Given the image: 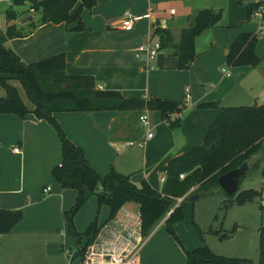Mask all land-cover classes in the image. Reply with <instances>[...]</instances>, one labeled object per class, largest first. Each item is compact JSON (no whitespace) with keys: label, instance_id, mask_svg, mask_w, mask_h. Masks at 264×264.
<instances>
[{"label":"trees","instance_id":"obj_1","mask_svg":"<svg viewBox=\"0 0 264 264\" xmlns=\"http://www.w3.org/2000/svg\"><path fill=\"white\" fill-rule=\"evenodd\" d=\"M11 3V7L4 12L6 30L0 33V86L5 92V96L0 98V114H10L20 119L34 114L37 119H45L57 129L61 161L52 168L51 176L62 189L76 191L75 203L64 213V217L74 244L79 246L85 241L77 256L82 257L99 232L97 220L82 234L75 230L73 224L74 216L91 197L96 199L97 211L102 206L109 209L108 220H112L124 204H137L140 231L144 238L173 209L164 224L168 234L174 236L173 225L183 219L180 207H175L177 198H182L194 186L197 187L195 194L201 193L204 196L222 192L217 183L219 176L237 168L244 161L254 160L255 156L258 164L264 161V156H260L264 153V104L225 107L208 127L200 145L170 159L159 169L166 176L162 192L153 189L145 180L135 183L130 176H122L114 171L101 178L90 167L82 150L59 128L52 117L53 113L158 112L170 128L178 129L180 120L171 118L174 113H183V102L154 97L125 98L119 91L98 89L92 75L66 73L65 53L29 65L22 63L14 52L5 47L8 40L24 38L30 32L9 24L17 19L14 8L26 5L33 10V14L38 15L37 22H31L29 29L48 23L66 26L74 24L70 31L80 32L84 31L81 13L94 7L96 0H11ZM257 7L255 3L247 5V20ZM222 16L221 9L197 10L191 15L188 27L179 32L177 42L173 41L172 34L165 29L152 31V36L157 37L161 50H173L178 70H188L196 57V38L216 26ZM256 43L255 34L239 33L228 48L225 65L229 68L256 67L261 61L255 52ZM9 80L21 83L28 100L33 104L32 111ZM213 107H216L215 103L202 104L199 108ZM184 174L188 176L180 179L179 176ZM238 191L239 188L232 196L238 204L253 201L258 194L253 190ZM21 220V211L0 209V235L10 234ZM218 234L219 231H214V235ZM258 235L257 263L248 259L217 256L203 245L191 252L185 251L186 264H264V226L259 228ZM219 238H226V235Z\"/></svg>","mask_w":264,"mask_h":264},{"label":"rangeland","instance_id":"obj_2","mask_svg":"<svg viewBox=\"0 0 264 264\" xmlns=\"http://www.w3.org/2000/svg\"><path fill=\"white\" fill-rule=\"evenodd\" d=\"M135 1L138 3L144 2V0H96L94 7L89 10L85 9L81 13L84 30L89 25L90 18L96 15V11H99L103 17L102 27L107 29V32L115 31V33L108 34L109 36H107L104 40L107 46L112 48L114 44H118L119 42L122 43L124 39H118L120 35L117 34V32H126L121 26V17L125 13H130L131 15L136 16L134 15V10L131 7ZM200 1L202 5L205 6H218L223 10L224 16L222 18L223 23L221 27L213 30L214 32L211 34L210 32L208 34H201L195 40V55H198V59L197 64L193 66V69L197 70L192 71L194 86L183 83L184 80H181V78L177 76V73L183 75L182 73H185L186 71L177 69L176 57L165 54V51L163 50H159L154 59L150 61V65L153 67L151 73L156 76V82L152 84V82L149 83L148 81L146 88H151V85H156L158 86V90L160 92H166L167 90L172 89L173 92H177L179 95H184V90L188 88L190 90V94L193 95L194 92L199 89L201 91L204 90L205 92L211 91V86L218 84L221 79L223 81H228L229 83L232 79L239 78L237 83L234 81V90L227 100L228 103L224 102L223 104L225 106L234 107L264 104V93L262 90L264 84V33L261 34L257 31L258 23L261 21V18L255 17L253 12L250 19H246L247 4L255 3L259 5L260 0ZM184 6L185 5H183L182 0H167L165 1V4L160 5L159 3H153V7L155 9L154 15L157 14V17L162 19L164 22L171 21L172 19L176 20L183 15ZM14 10L17 12V19L15 21L16 24L14 23L15 26L23 29L25 32H28L29 30L30 32L24 38L8 40L5 43V47L14 52L20 58L22 63L29 65L39 61L40 59L49 57L46 56L49 53L47 48L44 46L45 42L49 38H52L55 44L63 45V42H56L58 38L57 33L51 31V34L45 33L43 35L40 28L43 25H36L32 29H29L31 22H37L38 15L29 12L28 6L25 5L23 7L14 8ZM21 10L26 11L18 12ZM175 12H177L176 15H174ZM30 18L32 19L31 21L28 20ZM6 26L3 11L0 9V33L5 32ZM237 26H240V28ZM238 30L250 31L257 36L255 52L261 61L256 67L229 68L225 65L224 56L229 44L227 42L237 34ZM72 33L77 34L79 32H71L70 30L67 31V35ZM97 41H103L100 35H98ZM57 45L54 47H57ZM127 46L128 45L125 46L126 49ZM125 55L129 57L128 62L126 63L129 70L133 71L135 74H139L140 70L143 72L142 74H139V76H135L136 81L143 84L142 79L148 71L146 65L144 66V61L142 59L136 60V58H133L134 60H132L129 52H126ZM85 57L86 55H81L80 59L83 61ZM161 62H163L164 65H162ZM209 68H211L210 72L207 71ZM223 71L230 73L229 78H225V76L223 77ZM12 81L16 83L18 82L17 80H9V83ZM13 82L11 83L12 85ZM111 84L114 85L112 87H115V85L122 86L124 88L127 87V83L121 81L119 78H117V81L111 82ZM21 89L22 86L20 87V90ZM0 90L2 91V96L4 97L5 92L1 86ZM135 94L141 95V93ZM21 95L23 99L26 100L23 92ZM27 101L30 102L28 98ZM188 109L187 105L182 118L186 117ZM211 110L214 111V108ZM205 111H207V109H205ZM117 112L118 115L120 113V116L116 119L115 123H122L123 125L127 124V136L126 139L116 141L115 144L117 145L115 146L118 147H114V156L110 158L109 152H105V154H103L104 152H96V149L93 148V146H95L98 151L103 148L102 141L97 139L95 143H99L96 145H91L90 147L86 146L85 148L82 145L81 150L84 158L90 167L101 178L108 175L111 171H114L117 174L131 176L135 183H139L144 180V173L148 172L153 180L157 178L159 182L161 173L159 174L157 170L152 167V164L163 152L161 142L165 138V132L161 130L160 127H164L167 133L173 132L175 138L179 135V132H177L178 129L170 128L169 123L167 122L163 121L164 123H161L157 112H148V119L154 135L152 142L147 144L145 151L137 146L139 141H134L132 146H129V144L125 146L127 142L133 141L134 138L140 135L144 129L141 126H138L137 123L135 124L137 114H134L133 112ZM91 113L94 112L86 114ZM32 115L34 116V114ZM107 115H114V113H107ZM52 117L56 121L53 114ZM34 118L37 121H45L52 127V130L56 135L57 144L60 147L58 157L55 162L56 164H59L61 161V143L57 129L45 119H37L35 116ZM56 123L64 132L61 124L57 121ZM9 130L10 127L5 125L2 127V125H0V157L3 158L8 157L6 155L9 154V151H11L12 148L5 140V136H7ZM72 131L74 134H77L79 130L73 126ZM65 135L66 137L69 136L67 134ZM201 143L202 139L198 140L195 146H198ZM14 147H18L17 143ZM30 147V152H35V146L33 147L31 145ZM85 150L88 153H85ZM87 154L93 163L97 164L98 168L95 169L93 164L88 159ZM260 156L263 157L264 153ZM50 159L54 160V156ZM46 162V157H38L35 167L40 173L44 170L48 176V172L45 168ZM249 162L251 163V167H255H252L249 174L241 180L238 192L248 190L256 191L258 194L253 201L238 204L235 202V197L232 198L223 192L206 195L195 202H190L186 199L179 204L183 219L173 225L174 236L168 234L165 224L160 225V223L155 227L157 228L155 231L154 228L149 233L148 237L149 240L152 239V244L159 241L158 248L165 252V261H170V258H172L170 263L164 264H183V259H185L186 263L185 251L188 252V250L192 247L197 249L203 245L207 246V248L217 256L224 258L248 259L253 263H257L259 257L258 230L261 226H264V161L261 164H258V161H254L252 163V160H249ZM51 167L52 164L49 165V168ZM0 169H5V165L2 162H0ZM39 172L34 179V182H36V190H38V188L45 182V179L40 177ZM187 176L188 174H184V179ZM30 179L32 180V177H30ZM50 184L54 187L53 183ZM196 189V186L190 188V190L183 197L195 194ZM43 196L44 194H41V197ZM123 207L132 213L139 212L138 205L133 202H128L124 204ZM64 223V229H66L68 233L67 244H65L61 237L63 234V227L52 231L43 229L44 231H38L35 234L15 236L0 235V264H68V260L71 255H69L66 251H68L69 248L74 251V245L69 239L68 226L65 217ZM28 225L30 226L33 224L25 222L23 226L28 227ZM214 231H219V236L214 235ZM163 234L165 235L164 239L161 238ZM222 235H226V238L220 239L219 237ZM195 248L194 250H196ZM73 251L71 253H73ZM72 264H80V259L76 257Z\"/></svg>","mask_w":264,"mask_h":264},{"label":"crops","instance_id":"obj_3","mask_svg":"<svg viewBox=\"0 0 264 264\" xmlns=\"http://www.w3.org/2000/svg\"><path fill=\"white\" fill-rule=\"evenodd\" d=\"M165 1L144 0L143 3L142 2L138 3L136 1L133 2L131 7L134 10V15H136L135 17H139V20L135 22L136 26L134 25V29L132 31L122 32V33L117 32V34L120 35L118 39L123 38L124 41L122 43L119 42L118 44L117 43L114 44L112 48H109L104 40L106 39L107 36H109L108 34L115 33V31L107 32V29L102 27L103 17L99 11L98 12L96 11V15L90 18L89 25L85 28V30L77 34L72 33L70 35L69 34L67 35V31L71 30L75 26L74 24L70 26H66L65 24L54 25L48 23L40 27L42 30L41 33H43V35L45 33L51 34V31H53L58 34V38L56 42H60V43L63 42V45H57L54 43V40L52 38H49L44 44V46L47 48V51L49 53L46 56L51 57L50 55L53 56L59 54L60 52L65 53L66 73L76 74V75H92L96 81V86L98 89H102V90L117 89L116 91L120 90L119 92H121V94L125 98L150 99L154 97L166 101L181 102V103L185 101V96L187 94L186 90H188L189 109L186 112L187 113L186 117L182 118L183 120L181 119L180 121V127L177 130V132H179L178 133L179 135H177V138L174 137L175 135L173 132L167 133L164 127H160L161 130L165 132V138L161 142L163 147V152L159 156V158L152 164V167H154V169L157 170L159 174H160L159 169L162 166L166 165L170 159H173L185 153L189 149L193 148L197 144V141L203 138L208 127L214 121V119L219 115L220 110L222 108L234 107V106H225L223 103L224 102L228 103L227 100L231 95V93H233L234 90L233 87L235 83L238 82L239 79V78H234L231 81H229V83L228 81H223L221 79L219 80L218 84H216L215 86H211V91L205 92L204 90L201 91L199 89L196 92H194L193 95L190 94V90L188 88L184 90V95H179L177 92H173L172 89L167 90L166 92H160L158 90V86L156 85H151V88H146L148 81L149 83L152 82V84L156 82V76L153 75V73H151L153 67L150 65V61L154 58L148 60L146 63L145 57H141V59L144 61V66L148 64L149 67H151L152 69H148L146 75H144L145 77L142 79L143 84L136 81L135 76H139V74H142L143 72L140 70L139 74H135L133 71L127 68L126 63L128 62L129 57L125 55L126 52H129V54H131L130 56L131 59L134 60L133 58H136L134 56L136 53V48L138 46L145 43L148 39L157 41V37L152 36V31L156 29H165L169 31L172 34L173 41L177 42L179 37V32L182 29L188 27L189 19L195 11L202 9H220L218 6L202 5L200 0H182L183 5H185L183 7V15L176 20L172 19L171 21L164 22L162 19L157 17L158 16L157 14L154 15L155 9L153 7V3H159L160 5V4H165ZM0 9L3 11L4 14L6 7L4 5H0ZM149 9H152L150 13H149ZM22 11L24 12L26 10H21L18 12H22ZM148 13L150 14L149 17H144ZM176 14L177 12H175L174 15ZM246 15H247V6H246ZM14 23L15 21L11 22L10 24H14ZM222 23L223 22L221 19V21L216 26L205 31L202 34L205 33L208 34L209 32L211 34L212 32H214L213 30H216V28L221 27ZM259 25L264 26V19L259 21L258 27ZM237 27L240 28V26ZM258 27H257V31H258ZM239 33H252V32L238 30L237 34L233 36V38L230 41L227 42L229 44L226 53L228 51L230 44L233 42V40L236 38V36ZM98 35H100L103 41H97ZM56 45L57 47H54ZM126 45H128L127 49L125 48ZM163 51H165V54L173 55V50H163ZM169 51H172V53ZM81 55L82 56L86 55L83 61L80 59ZM197 56L198 55H196L189 69L184 70L186 72L182 73L183 75L177 73V76H179L181 80L183 79L184 80L183 83L185 84L194 86L192 71L197 70V69H193V66L197 64V59H198ZM225 56H224V62H225ZM161 64L164 65L163 62H161ZM207 71L210 72L211 68L207 69ZM223 74H224L223 77L225 76V78H229L225 75V73ZM117 78L127 83V87L124 88L118 85L112 87L114 85H112L111 82L117 81ZM18 82L17 83L13 82V86L17 87L16 89L18 90L21 99L26 104L28 109L32 111L33 106L30 102L27 101V97L25 95V91L23 87H22L23 90L22 89L20 90V87L22 85H20L21 83ZM22 92L26 100L23 99L21 95ZM135 93H141V95L139 94L136 95ZM2 97H3L2 91L0 90V98ZM208 103H215L216 107H213L214 111L211 110L212 108H207V111H205V109L199 108L200 105L208 104ZM107 113L108 114L114 113V115H107ZM133 113L137 114L135 124L137 123L138 126H141L139 123V116L142 114V112L141 113L133 112ZM53 115L56 121L59 124H61V126L63 127L65 134L69 135L67 136V138L71 142H73L76 146H78L80 149H82V145L84 146V148L86 146L90 147L91 145L98 144L99 142L98 143L95 142L97 139H99V141L100 140L102 141L103 148L99 151L95 146H93V148H95L96 152L98 153L104 152L103 154H105V152H109L110 158H112L114 156L113 154H115L114 147H118L115 146L117 145L115 144L116 141H121L122 139H126L127 136L126 135L127 124L123 125L122 123L119 124L115 123L116 119L119 118L120 116V113L118 115L117 111L94 112L91 114L53 113ZM159 120L161 123L163 122L162 119L160 118V115H159ZM0 125H2V127H4V125L10 127L7 136H5V140L8 143V145L12 147L11 151H9V154L6 155L8 157L6 158L0 157V162H2L5 165V169H0V209L22 212V221L14 227V229L10 234L4 236L35 234L38 231H44L43 229L45 230L48 229L49 231H52L54 229L57 230L58 228L63 227V234L61 237L65 242V244H67L68 233L67 230L64 229L65 228L64 213L69 211L74 205L76 199V191L62 189L60 185L57 184L51 176L52 168L58 165L55 162L57 160L58 151L60 149L59 145L57 144L56 135L52 130V127L45 121H37L32 114H29L26 117V119H18L17 117L10 114H4V115L0 114ZM73 126H75L79 130L77 134H74V132L72 131ZM143 135H144V130H142V133L138 135L136 138H134L133 141L127 142L125 146H127V144H129V146H132L134 141L135 142L140 141ZM152 140H150L149 142H152ZM16 143L18 147H14ZM147 144L145 145L144 148H142L144 151L146 150ZM31 145L33 147L35 146V152L37 153L30 152ZM15 148L19 150L18 153L14 151ZM85 153L88 152H86L85 150ZM41 156L47 158L45 168L46 171L48 172V176L46 175L44 170L41 171L42 173L41 174L39 170L36 169L35 167L37 158ZM53 156H54V160H51L50 158ZM88 159L93 164L95 169L98 168L97 164H94L91 158H89V156ZM252 161H256V160L254 159ZM50 164H52L51 168H49ZM38 172L40 173V177L45 179V182L38 188V190H36L35 187L36 182H34V179L38 174ZM30 177H32V180L30 179ZM144 180L147 181L149 185L156 191L158 192L163 191L164 189L163 184L158 182L157 178L153 180L150 176V173L148 172L144 173ZM50 183H53L54 187ZM47 187L50 188V191L46 193L44 192V190ZM217 193H221V192H217ZM41 194H44V196L41 197ZM138 213L139 212L132 213L130 211H127L124 207H122L115 215V219L120 218V221L123 223V226L118 227L113 222L114 219L108 220L109 209L106 206H102L99 209V211H97L96 199L90 198V200H88L86 204H84V206L74 216L73 224L75 230L78 233L82 234L86 232V230L89 228L92 222L97 220L99 232L97 234L95 242L97 243V245L100 243V245L97 247V250L100 251L104 245H107L111 248L118 245L117 243L118 239H116V237L117 234H119V231L124 237L129 238L125 240L126 244L127 242L131 244V239H130L131 237L128 236L125 232H130L131 229L134 227L135 221H137ZM164 221L165 220L163 219L160 222V225L161 224L163 225ZM25 222H29L30 224L33 225L30 226L28 225V227H24L23 225L25 224ZM156 229L157 228H155L154 231ZM164 236L165 235L163 234L161 238L164 239ZM69 239L71 243L74 245V251L71 248H69V250L66 252H68V254L71 255V259L73 260L76 257L81 259L80 256H77V254L79 250L83 247L85 241H82V243L79 246H76L70 235H69ZM151 242L152 239L149 240L148 237L145 241V244L141 248L138 258L139 264L170 263L172 258H170V261H165L164 259L165 252L158 248L159 241H156L154 244H152ZM194 248L195 247L190 248L188 252L193 251ZM72 251L74 255L73 253H71ZM73 260L71 261V263L68 264H72ZM182 261L183 264H186L185 259H183ZM95 264H106V262L103 257H98L96 259Z\"/></svg>","mask_w":264,"mask_h":264},{"label":"built area","instance_id":"obj_4","mask_svg":"<svg viewBox=\"0 0 264 264\" xmlns=\"http://www.w3.org/2000/svg\"><path fill=\"white\" fill-rule=\"evenodd\" d=\"M0 5H4L6 7V9H9L11 7L12 3H11V0H0ZM151 11H152V9H149V13ZM29 12L33 13V10L29 9ZM149 13L146 14L144 17H149V15H150ZM253 15L255 17L261 18V20L264 19V0L259 1V5H258V7L255 10ZM137 20H139V17H135V16L131 15L130 13H125L121 17V26H122L123 30L126 32L132 31L134 28L135 22ZM258 32L263 34L264 33V26L259 25ZM159 50H161L159 41H153V40L148 39L145 43L138 46V48L136 49L135 57L138 60L141 59V57H145L146 63H147L148 60L154 58L157 55V52ZM146 67L148 69H152L151 67H149L148 64H146ZM223 73H225V75L227 77H229V75H230L229 72L223 71ZM186 92H187V94L185 96V101L183 102V108H184L183 113H174L172 115V118H171L172 120L182 119L184 111L186 109V106L188 105V102H189L188 90H186ZM147 113H148V111H143L142 114L139 116V123L145 130L142 139L137 144L140 148H144L145 145L150 140H152L153 136H154L152 133V127L150 126V122H149ZM14 151L16 153L19 152V150L17 148H15ZM179 178L184 179V175H180ZM165 180H166V176L164 174H161V176L159 178V182L161 184H164ZM49 191H50L49 187H47L44 190V192H46V193ZM184 198L185 197L177 198L175 200L176 201L175 207L179 206V204L184 200ZM172 211H173V209H171L166 214V217L164 220H166L169 217V215L172 213ZM113 219H114L113 222L118 227L123 226V223L120 221V218L115 219V217H114ZM121 230H123V229H121ZM125 233L131 237L130 238L131 244L128 242L126 244L125 240L129 239V238L124 237L120 233V231L116 237V239H118V242H117L118 245H116L113 248H111L107 245H104L102 247V249L100 251H98L97 247L100 245V243L97 245V243L94 240L93 243L91 245L87 246V248L85 249L83 256L80 259L81 264H95L96 259L98 257H103L105 259L106 264H139L138 258H139L140 250L143 247V245L145 244V241L147 239V237L144 238L141 235L139 213L137 216V221H135L134 227L131 229L130 232H125ZM95 245H97V246H95ZM72 260L73 259H71V256H70L69 257V263H71Z\"/></svg>","mask_w":264,"mask_h":264},{"label":"water","instance_id":"obj_5","mask_svg":"<svg viewBox=\"0 0 264 264\" xmlns=\"http://www.w3.org/2000/svg\"><path fill=\"white\" fill-rule=\"evenodd\" d=\"M169 52L172 53V51H169ZM263 150H264V145H263ZM254 159L257 160V156H255ZM251 169H252L251 164L247 160V161H244L237 168L219 176L217 183H218L220 190L226 195L232 197L237 192L239 185H240V181L246 175L249 174ZM203 197H204V194L196 193V194L189 195L187 197V200L190 202H195Z\"/></svg>","mask_w":264,"mask_h":264},{"label":"flooded vegetation","instance_id":"obj_6","mask_svg":"<svg viewBox=\"0 0 264 264\" xmlns=\"http://www.w3.org/2000/svg\"><path fill=\"white\" fill-rule=\"evenodd\" d=\"M255 160H256V159H255ZM253 162H254V161H252V163H253ZM250 164H251V163H250ZM252 167H253V166H252ZM252 167H251V168H252Z\"/></svg>","mask_w":264,"mask_h":264}]
</instances>
